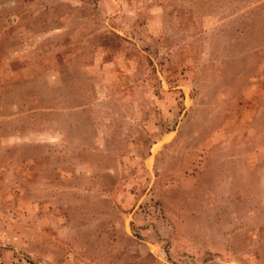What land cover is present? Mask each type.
I'll use <instances>...</instances> for the list:
<instances>
[{
  "label": "rangeland",
  "instance_id": "rangeland-1",
  "mask_svg": "<svg viewBox=\"0 0 264 264\" xmlns=\"http://www.w3.org/2000/svg\"><path fill=\"white\" fill-rule=\"evenodd\" d=\"M0 264H264V0H0Z\"/></svg>",
  "mask_w": 264,
  "mask_h": 264
}]
</instances>
